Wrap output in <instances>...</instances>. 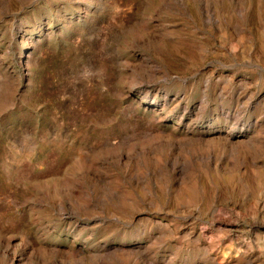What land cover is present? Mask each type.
<instances>
[{
    "label": "rangeland",
    "instance_id": "374dc122",
    "mask_svg": "<svg viewBox=\"0 0 264 264\" xmlns=\"http://www.w3.org/2000/svg\"><path fill=\"white\" fill-rule=\"evenodd\" d=\"M0 264H264V0H0Z\"/></svg>",
    "mask_w": 264,
    "mask_h": 264
}]
</instances>
